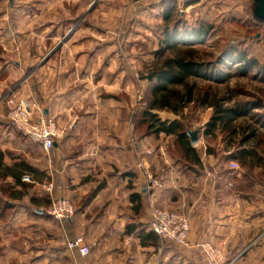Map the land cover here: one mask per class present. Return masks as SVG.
I'll return each mask as SVG.
<instances>
[{
    "label": "crops",
    "instance_id": "obj_1",
    "mask_svg": "<svg viewBox=\"0 0 264 264\" xmlns=\"http://www.w3.org/2000/svg\"><path fill=\"white\" fill-rule=\"evenodd\" d=\"M93 40L89 35L62 48L60 66L50 65L53 77L39 81L35 96L27 81L21 83L33 116H53L64 128L49 152L11 128L0 96V264H176L171 246L149 227L154 197L160 206L186 213L193 244L210 240L228 256L242 249L253 214L228 185L234 180L217 174L212 160L207 164V152H200L202 166L190 167L174 159L164 143L154 145L173 136L123 137L120 93L104 94L99 77L85 80L104 59L118 68V54L109 44L81 48ZM25 175L35 184L25 183ZM148 175L162 187L150 188ZM43 183L72 200L73 218L59 223L48 214ZM133 194H139L137 200ZM61 230L72 238L83 235L90 253L69 251ZM196 249H187L182 260L199 263Z\"/></svg>",
    "mask_w": 264,
    "mask_h": 264
},
{
    "label": "rangeland",
    "instance_id": "obj_2",
    "mask_svg": "<svg viewBox=\"0 0 264 264\" xmlns=\"http://www.w3.org/2000/svg\"><path fill=\"white\" fill-rule=\"evenodd\" d=\"M251 2V0H0V96L5 100L3 106L6 116L11 98L25 100L28 103L19 90L21 83L27 81L29 95L35 96L38 88L40 89L39 81L43 80L44 76L45 79H52L49 76L53 77L54 70L50 65L56 67L59 64V51L62 48H70L74 40L76 43L90 35L95 40L90 42V45L87 41L82 42L81 48L94 49L95 46L109 44L118 54V68L117 63L109 68L110 66H106L107 60L104 59L102 66L86 73L85 80L96 81L99 77L101 84H104V87H101L104 94L112 95L118 91L121 134L125 138L128 135L132 136L133 132L135 137L137 133L143 136L145 128L140 123L141 110L147 104L146 96L150 88V82L144 77V73L156 61L155 53L163 38L164 14L166 10L172 9L174 17L172 23L176 24L172 26L173 31L179 26L180 33L187 31L193 35L201 26H210L208 34L202 39H193L190 36L188 42L180 41L183 43L180 46L192 48L198 60L212 64L211 67L214 68L217 81L192 78V81L198 83V88H201L202 92L208 91L211 95L216 94L223 98L222 102L225 105H232L238 101L261 102L262 105L254 108L251 114L263 115L261 123L257 125L262 132L259 150L264 158V25L252 18ZM241 51H246L248 57L256 59L258 64L254 67L248 66L246 69L241 68L243 62L238 59ZM44 65L46 68L42 71ZM110 84L112 86H109ZM95 91L97 89H94ZM29 108L31 110L30 105ZM153 112L169 120L183 117L190 130L200 127V138L195 144L196 148L202 153L208 149L214 152L210 157L206 156L207 164L212 160L216 163L213 167L216 168L217 174L223 172L229 175L234 181H230L228 185H232L231 189L239 194L241 199H246L247 210L249 205L252 206L253 229L247 234L242 249L228 256L227 251L218 245L225 256V264H264V162L258 166L251 164L243 166L239 161L230 158L238 146L228 143L226 133L217 131L213 137L204 135L203 128L213 114L212 107L190 104L179 116L167 110ZM7 120L15 130L8 118ZM243 120L253 122L249 117ZM243 120L237 119L236 124L239 125ZM239 137L240 134L237 139ZM163 138V142L154 141V145L164 143L174 159L180 157L178 148H174V139L165 136ZM252 143L253 141H250L246 145L251 146ZM231 162L238 163V167L233 168ZM151 178L161 182V186H152ZM148 181L150 188H160L163 185L154 175H148ZM48 185L53 187L52 183L41 184L45 191ZM48 194L52 201L56 195L55 191L53 195ZM154 200L159 208L181 211L160 206L156 197ZM72 204L74 205L73 202ZM50 205V203L47 205V212ZM55 220L61 223L67 219ZM77 236L83 235L75 237ZM62 238L66 246V240L72 237L62 231ZM84 239L86 241L85 237ZM165 243L171 246L174 256L177 257L174 260L177 261L176 264H189L182 260L185 252L189 250L172 242ZM196 250L201 256L197 264H208L203 252Z\"/></svg>",
    "mask_w": 264,
    "mask_h": 264
},
{
    "label": "trees",
    "instance_id": "obj_3",
    "mask_svg": "<svg viewBox=\"0 0 264 264\" xmlns=\"http://www.w3.org/2000/svg\"><path fill=\"white\" fill-rule=\"evenodd\" d=\"M163 20V38L155 53L156 61L144 73V77L150 82V88L146 96L147 104L141 110L140 123L145 128L144 135L163 133L173 136L174 148H178L180 153L178 159L184 166L186 164L190 167H200L202 166L200 151L191 143L187 133V124L184 118L179 115H182L183 109L190 104L212 107L213 114L203 128L204 135L213 137L217 131L226 133L228 143L238 146V149L233 151L230 158L239 161L243 166L248 164L252 166L261 165L264 162L259 150L262 144V138L260 137L262 132H260L257 123H261L263 115L259 113L251 114L254 108L262 105L261 102L259 100L256 102L238 101L232 105H225L222 102L223 98H219L216 94L211 95L208 91L202 92L201 88H198V83L192 81V78L218 80L216 74H214V68L211 67L212 64L198 60L192 52V48L180 46L182 43L180 41L183 40V43H186L190 36L193 39H202L208 34L210 26H201L196 29L193 35H190L187 31L180 33L179 26L173 31L172 28L176 24L173 25L172 23L174 21L172 9L165 11ZM238 59L243 62L241 66L243 69L258 64L256 59L248 57L246 51H241ZM210 67L211 73L209 72ZM154 110H167L180 118L164 119L153 112ZM247 117L253 122L248 123L247 120H243ZM237 119L243 121L237 125ZM239 134L240 137L237 139ZM250 141H253L252 145L247 146L246 144ZM207 153L213 154L214 152L208 149ZM30 185L34 184L30 183ZM44 196L47 204H51V196L48 193ZM133 196L136 197L133 200H137L139 194H133ZM157 237L159 236L157 235Z\"/></svg>",
    "mask_w": 264,
    "mask_h": 264
},
{
    "label": "built area",
    "instance_id": "obj_4",
    "mask_svg": "<svg viewBox=\"0 0 264 264\" xmlns=\"http://www.w3.org/2000/svg\"><path fill=\"white\" fill-rule=\"evenodd\" d=\"M7 118L16 130L31 141L40 144L46 152L53 148L55 139L64 133V128L60 127L54 118L47 115L33 117L29 104L25 100L11 98ZM231 164L233 168L238 167L236 162ZM22 179L26 182H34L29 175L23 176ZM150 182L152 186H161V182L155 178H151ZM46 191L53 195L52 185L46 186ZM48 213L57 220L71 219L75 215V207L69 199L55 195ZM149 215L150 229L164 242H172L186 249L197 248L203 252L208 264H225L224 254L212 241L205 240L195 244L190 241L191 225L186 213L159 208L153 199L149 204ZM66 247L71 252L77 251L81 256H87L91 251L83 236L67 239Z\"/></svg>",
    "mask_w": 264,
    "mask_h": 264
},
{
    "label": "water",
    "instance_id": "obj_5",
    "mask_svg": "<svg viewBox=\"0 0 264 264\" xmlns=\"http://www.w3.org/2000/svg\"><path fill=\"white\" fill-rule=\"evenodd\" d=\"M251 14L252 18L264 25V0H251ZM201 128L198 127L194 130H187V133L190 137L191 143L195 145L200 138Z\"/></svg>",
    "mask_w": 264,
    "mask_h": 264
}]
</instances>
